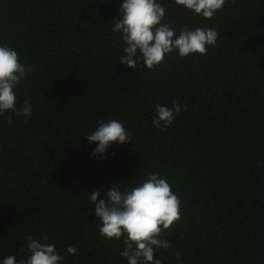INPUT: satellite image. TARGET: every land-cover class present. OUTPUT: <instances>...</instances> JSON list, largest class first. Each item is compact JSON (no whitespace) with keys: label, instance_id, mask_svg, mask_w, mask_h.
<instances>
[{"label":"trees","instance_id":"trees-1","mask_svg":"<svg viewBox=\"0 0 264 264\" xmlns=\"http://www.w3.org/2000/svg\"><path fill=\"white\" fill-rule=\"evenodd\" d=\"M122 2L0 0V45L31 69L16 107L32 106L28 118L0 115V264L26 260L27 237L45 234L61 264H128L123 239L100 235L87 196L149 174L181 200L180 221L160 237L170 246L154 254L161 264H264V0H227L210 20L158 0L177 34L219 35L206 55L173 52L155 70L119 63ZM173 100L182 110L161 132L156 105ZM112 119L129 144L94 157L85 137Z\"/></svg>","mask_w":264,"mask_h":264},{"label":"clouds","instance_id":"clouds-1","mask_svg":"<svg viewBox=\"0 0 264 264\" xmlns=\"http://www.w3.org/2000/svg\"><path fill=\"white\" fill-rule=\"evenodd\" d=\"M174 3L194 16L210 20L223 9L227 0H174ZM165 15L166 8L158 0H123L119 18L114 19L112 27L113 33H119L125 44L119 63L134 70L141 65L155 70L173 52L181 58L206 55L208 48L215 46L219 35L215 29L198 27L193 30L184 26L177 34L172 24L164 22ZM28 71L31 69L21 62L15 49L0 45V115L12 111L25 118L31 117L32 106L27 100L17 109L15 92ZM181 110L176 100L172 101L171 108L158 104L152 123L166 132ZM8 123H12L11 119ZM130 136L121 122L112 119L101 121L85 138L89 143H97L92 151L96 157L106 153L113 143L129 144ZM100 196L99 190L87 196L89 203L94 205L96 218L101 221L100 235L107 239H123L124 250L120 256L127 258L128 264H161L154 258L156 249H167L170 242L160 237L181 219L180 197L172 191L167 179L149 174L135 187L121 190L115 184L98 199ZM48 239L47 234L42 237L43 241ZM42 240L27 237L28 258L18 261L15 256H6L2 264H61L64 257L55 245ZM67 253L75 255L77 248L70 246Z\"/></svg>","mask_w":264,"mask_h":264}]
</instances>
